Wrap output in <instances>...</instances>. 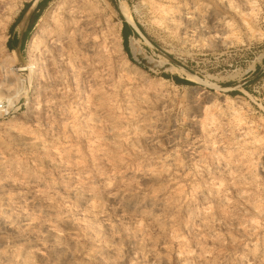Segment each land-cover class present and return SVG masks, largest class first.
<instances>
[{"label": "rangeland", "instance_id": "1", "mask_svg": "<svg viewBox=\"0 0 264 264\" xmlns=\"http://www.w3.org/2000/svg\"><path fill=\"white\" fill-rule=\"evenodd\" d=\"M2 62L0 264H264V0H0Z\"/></svg>", "mask_w": 264, "mask_h": 264}, {"label": "bare ground", "instance_id": "2", "mask_svg": "<svg viewBox=\"0 0 264 264\" xmlns=\"http://www.w3.org/2000/svg\"><path fill=\"white\" fill-rule=\"evenodd\" d=\"M63 2V1H62ZM127 10V9H126ZM123 7H122V9H121V12L123 13V15L126 17V18H128L129 20H130V17H129V14H128V12L126 11ZM67 17V16H66ZM125 18V19H126ZM127 20V19H126ZM131 22V21H130ZM41 24V23H40ZM74 24V23H73ZM44 25H46V24H44ZM48 27V26H47ZM41 32H42V29H40V30H37V32L35 33V35H34V39H33V41L31 42V48H29V51H30V53L32 52V50H35L37 47H38V42H37V38H39L40 36H41ZM135 41V40H134ZM31 62L30 63H28V64H26L25 66H19V65H17V64H13L12 65V63H7V62H2V63H0V67L2 68V69H5L6 71H15L16 73H20V72H22L23 70H24V68H29V67H31ZM170 69V68H169Z\"/></svg>", "mask_w": 264, "mask_h": 264}, {"label": "trees", "instance_id": "3", "mask_svg": "<svg viewBox=\"0 0 264 264\" xmlns=\"http://www.w3.org/2000/svg\"><path fill=\"white\" fill-rule=\"evenodd\" d=\"M131 33L134 34V31H133L132 27H131L128 23L123 22L122 37H123L124 41L126 40L128 34H131ZM15 38H16V37H14V39H12L13 42H14V41L17 42L18 39H15ZM12 41H11V40L8 41L9 47H11V48L14 47L13 44L11 43ZM175 80H176V81H179L178 79H175Z\"/></svg>", "mask_w": 264, "mask_h": 264}, {"label": "water", "instance_id": "4", "mask_svg": "<svg viewBox=\"0 0 264 264\" xmlns=\"http://www.w3.org/2000/svg\"><path fill=\"white\" fill-rule=\"evenodd\" d=\"M126 21L128 22V20H126ZM132 26H133L135 29H137L136 26H134V25H132Z\"/></svg>", "mask_w": 264, "mask_h": 264}]
</instances>
